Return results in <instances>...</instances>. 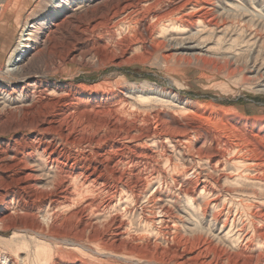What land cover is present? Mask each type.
<instances>
[{
    "label": "bare ground",
    "instance_id": "6f19581e",
    "mask_svg": "<svg viewBox=\"0 0 264 264\" xmlns=\"http://www.w3.org/2000/svg\"><path fill=\"white\" fill-rule=\"evenodd\" d=\"M162 2L165 9H153ZM237 2L114 0L99 18L138 25L146 39L161 38L157 44L191 55L226 60L249 50L247 79L264 92V37L257 30L264 16ZM39 25H21L19 51L8 60L7 74L23 84L8 88L0 79V264H87L91 258L97 264H264V209L253 212L255 202H264V144L254 141L264 139V125L253 133L251 123L246 133L221 121L214 133L203 124L217 122L212 113L198 114L174 94L162 100L134 89L86 111V99L99 96L94 89L63 92L24 70L25 48ZM176 113L194 118L183 121ZM175 185L176 193L161 194L162 186ZM135 212L141 231L153 234L150 241L132 233L133 219L123 217ZM207 213L211 233L203 231Z\"/></svg>",
    "mask_w": 264,
    "mask_h": 264
},
{
    "label": "rangeland",
    "instance_id": "374dc122",
    "mask_svg": "<svg viewBox=\"0 0 264 264\" xmlns=\"http://www.w3.org/2000/svg\"><path fill=\"white\" fill-rule=\"evenodd\" d=\"M238 1L240 2L237 3L246 9L259 13L256 17H261V14L264 16V4H262L264 0ZM113 3L114 0H7L5 4L2 3L0 7V79L8 88L11 85L21 86L23 84L13 74H7L6 68L11 63L8 60H13L19 51V49L16 51L14 49L17 46L22 26L39 21V27L34 28L36 35L33 37L34 41H31L30 46L25 48L24 54L27 55L28 61L23 66L24 70L42 81L56 85L63 92H73L80 87L94 89L99 96L86 99L89 102L86 105L88 107L85 108L86 111L93 113L91 109L107 107L117 100L118 96H125L128 94L127 90L134 89L143 93L150 91V96H158L162 100H168V93L170 96L174 94L178 99L191 105L198 114L209 116L212 113V120L218 117L217 122H214L215 124L202 123L207 125V128L211 126L210 129L214 130V133L217 130L213 126L229 122H235L237 127L246 133H251V123L255 125L253 133L260 129L258 126L264 125V92L256 91L257 89L252 87L254 84L250 80L252 78L247 79L249 76L245 71L248 63L246 60L250 59L251 54L249 50L241 52L236 59L226 58L225 60L223 59L225 57L218 58L211 54L191 55L183 50L167 49L165 44H157L163 40L161 38L146 39L147 32L138 25L127 22L119 23L120 20H113L112 23L111 20L105 21L106 18L103 16L101 21L99 17L108 9L110 10ZM166 6L167 3L162 2L153 9L163 10L162 8ZM96 25H98L97 28ZM257 28L259 34L264 37V19H261ZM20 64L19 62L16 65ZM100 83H103L102 87L99 86ZM161 92H164L166 96H160ZM73 101V110L78 109L80 103ZM157 108L166 109L165 106L160 105ZM176 116L183 121H191L194 118L181 113H176ZM68 118L67 122L75 124L77 128V120L72 117ZM106 118H111L109 119L111 121L116 119L112 114H108ZM131 118H125V120L120 117L121 120L132 124L133 122L143 124L134 117V119ZM224 137L226 140L232 138L231 136L221 138ZM262 140L264 139L261 137L254 141L262 145L264 144ZM260 186L264 188V184ZM176 187L179 188L177 185L173 188L162 186L161 194L176 193L178 190ZM254 206L253 212L262 210L264 202H255ZM115 213L120 215V210ZM123 217L127 220L133 219L132 233L141 232L140 235L150 241L153 234L150 231H141V226L137 224L140 216L136 212L132 216L127 214ZM209 218L210 213H207L203 220L205 223H202L205 227L203 231L206 233L212 232L207 224ZM235 225L237 229L243 227L240 220L236 221ZM218 226L215 225V227ZM10 233L11 231L7 232L8 235ZM209 237L212 241L215 239L214 236L209 235ZM257 240V237L251 239L247 243L248 248L255 246ZM157 241L161 246L167 245L163 238L158 237ZM19 257H23V254L19 253ZM89 260L91 262L87 260V264H97L94 262L96 259ZM62 262L79 264V261L72 259H64ZM123 263L129 264L125 261Z\"/></svg>",
    "mask_w": 264,
    "mask_h": 264
}]
</instances>
